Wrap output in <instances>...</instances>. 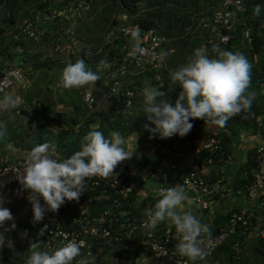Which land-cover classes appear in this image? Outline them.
Wrapping results in <instances>:
<instances>
[{"label":"trees","instance_id":"trees-1","mask_svg":"<svg viewBox=\"0 0 264 264\" xmlns=\"http://www.w3.org/2000/svg\"><path fill=\"white\" fill-rule=\"evenodd\" d=\"M54 1L55 0H0V3L4 6L3 20L5 22V25H0V76L8 70L4 69L2 63V61L5 59L7 60L8 58L17 60L16 65L18 67L29 68L32 71H47L59 66L65 68L69 63H75L77 58L84 59L88 67L94 72L98 71V67L104 68L106 64H109L113 75H111L108 84L105 85L103 82L101 83L102 86L104 85L103 89L108 96L107 107L102 111L96 112H88L85 108L87 110L86 112V110L77 105L76 101V103L72 101V107L74 110L73 114H56L55 109L57 103L54 101L52 91L45 89L47 87L44 88V83L40 85L37 80L35 88H33L31 92L26 90L24 91V96L21 94L28 107L20 108V114H17L16 111L12 110L9 119H0L1 121L7 122V133L3 137H0V155L2 156L7 154L6 148L10 144H12L17 150L29 152L38 144L49 143L54 146V151L61 154L64 159L80 150L82 138L93 128H98V130L104 132L106 136L109 133L116 131L123 137L131 133L132 125L137 129L142 130L141 126L143 123L147 122L150 125L152 123L148 120L146 121L147 117L144 111L141 112V110L139 111L135 107L136 104L134 103V99L136 93L143 89L145 82L151 84L150 81L154 84L157 83V85L154 86L165 93L169 88L167 85L168 83H166L168 82L167 78L170 79L171 70L169 67L162 69L161 71L148 67V69L140 75L138 83L131 84L129 87L124 85L125 89H129L134 93L133 105L131 107H127L124 103L125 98L123 96L111 94V86L121 76L116 70L118 64L123 60L126 54V50H124L125 40L122 37H117L113 39V41L104 44L103 39L108 31L107 27L109 26V22L105 21L102 23V20L99 18L96 29L98 30V33L103 34L99 38L94 36V38L90 40L85 39L83 44L84 49L80 46V43L76 41L79 43V48L76 50V53L71 54L69 61L53 59L52 57L43 54L42 50L39 48L44 44H53L54 47L57 45L61 46L62 43L60 44L58 42L60 40L57 39L60 35H62L63 43L72 42V40L67 39L68 36L65 35L66 28L69 27L71 19L60 15V13H62L67 6L72 5L73 2L77 1L62 0L61 4H59V9L62 8V11L54 8ZM242 1L244 3V10L238 15L235 30L230 32L231 41L228 45L219 47L222 50L223 48H227V46L233 48L244 47L243 55H245L251 63V85L248 91L254 92L256 98L253 101L249 112L241 113L240 115L229 119L223 128L216 126L220 130V139L222 141L221 147L216 151L210 152L209 150H205L203 153H207V156H209V158L213 160V163L218 166L225 163L231 154L232 150L229 146L231 136H236L242 131L252 130L254 133H258L264 138V93H258L259 90L263 89L264 85V0ZM223 2L224 0H112L111 5L113 9H123L129 16L139 15L138 18L132 22L133 25H138L141 29H153L160 34L165 35L170 40L167 45L174 41L176 44H181V42H179L180 39H187L185 43L190 45L189 51L192 53L197 47L202 46L203 43L208 40L210 34L208 31L203 30L208 37L205 41L198 37L193 38L190 33L196 28L198 20L202 15H210L219 10ZM96 3L97 1L95 4ZM52 4L54 5L53 7H51ZM256 5H260L261 8L258 16L254 15L253 11ZM30 7H33L31 12L26 11L22 14L26 8ZM43 10H49L47 13L50 15L51 19L46 17L44 20H40V17L44 16L37 13L42 12ZM37 17H39L37 22L38 30L44 32L41 35L39 42H35L33 39L24 35V25L23 27L21 25L19 35H17L15 39H11L12 44L9 45L4 43L7 33L12 31L19 20L29 19L35 21ZM48 18L49 20H45ZM75 19L77 21L75 24L77 29L81 24L83 25V17H77ZM118 22H120V20L117 16L113 17V25L117 26ZM101 24L104 25V27H102ZM105 29H107L106 32H104ZM246 30H249L253 37V43L250 45H248L247 41L244 39V31ZM77 37L79 36L77 35ZM25 39L31 41V46L33 48L32 51H24L23 46ZM73 39H76L75 35ZM79 39L81 40L82 38ZM213 45H216V41H214L213 44L208 45L209 57H215L216 55L212 51ZM35 46L37 47L35 48ZM166 46L163 49L164 52ZM11 48H14L15 50L13 51ZM102 61L106 63L102 64ZM157 75H160L165 83L156 82ZM44 78L48 79L49 75H45ZM57 85L56 88L59 89L62 94L69 91L59 88ZM180 90V86L177 83L176 91L179 93ZM163 98L165 99L166 97ZM56 116L60 117L61 120L60 130L57 131L52 128V124L58 122ZM23 117L27 118V120L21 124V118ZM190 122L194 125L188 136L190 144H187L180 153L193 149L194 141L199 137L201 130L207 124L199 119ZM147 130L148 128H145V133L142 131L141 133L149 136L150 132ZM151 138L153 139L154 137L152 136ZM179 158L180 156H174V154L169 156L172 163H179ZM259 161L260 157L256 148L249 153L248 162L240 168L233 183L235 189L245 190V188L253 182L254 174L259 166ZM20 187V184L14 186L18 193L23 195L31 194L20 191ZM32 220L33 219L24 222L26 225L25 231L28 235L37 226V223L33 224ZM220 226L221 224L211 226V230L218 231ZM248 236L249 232L244 233L243 231H239L236 235L229 237L214 254V259H221V257L224 256L223 258H225V261L228 260L230 264H240L234 262L233 257L234 255L240 254L242 251H236L234 244L239 241L243 244L244 249V246L247 244L246 240ZM254 240L255 242L253 244H255V248L264 246V241L260 239ZM38 250L45 251L43 242H39ZM261 253L263 255L264 251L261 250ZM30 254L31 252H27L24 256L19 257L13 255L12 252L9 251L7 255L4 254L2 256V259L4 264H25V260Z\"/></svg>","mask_w":264,"mask_h":264},{"label":"built area","instance_id":"built-area-1","mask_svg":"<svg viewBox=\"0 0 264 264\" xmlns=\"http://www.w3.org/2000/svg\"><path fill=\"white\" fill-rule=\"evenodd\" d=\"M76 1L67 6L60 15L68 19L80 18L88 8V3L84 0ZM243 10L242 0H224L219 10L210 15H202L197 27L208 31L210 37L205 44L196 49V55H207L208 45L213 44L214 41L218 46L228 45L231 41L230 32L235 30L238 15ZM38 20L39 17L35 21L28 20L23 27V34L35 42H39L43 34V31L38 30ZM122 20L127 21L128 17H122ZM117 26L120 36L132 39V44L125 43L126 54L116 70L121 76L126 74L130 67L155 68L160 64L159 56L162 52L164 53V47L170 42L168 37L153 29H141L138 25L119 24ZM137 28L140 30V35L138 40H134L131 33ZM244 39L248 45L253 43L249 30L244 31ZM78 45L77 42L73 44L74 51L78 49ZM136 45L144 49L142 55L137 54L139 62L137 58L129 55ZM102 80L103 78L98 81L102 82ZM28 87V80L21 69H8L0 76V96ZM78 89L81 92L84 107L87 110H93L96 104L93 88L85 86ZM110 93L123 96L127 107L133 105L134 93L125 89L120 80L117 79L113 83ZM15 98L17 104L13 110L20 114V108L25 101L21 95ZM188 136L189 134L181 138L174 135L171 138L160 139L158 142L157 162L148 169L147 177L157 182L159 194L169 187L181 186L185 190L199 192L205 199L202 205L207 208L210 203L220 202L231 193H235L258 203L260 208L258 212H230L218 231L211 230L213 242L205 248L206 256L203 260L193 262L177 252L178 240L175 228H164L161 223L155 231L148 232L142 227L146 217L133 197V187L128 172L121 167L116 169L119 173L117 178L113 176L110 179L98 177L89 179L85 184V192L78 202H66L60 207L58 213L45 214L41 233L45 251H54L64 243L75 240L81 245V255L76 257L73 264H80V262L85 264H199L213 257L228 238L239 231L249 232V235L264 241V195L260 193L264 189V138L257 147L260 161L253 182L245 190H237L232 184H227L223 180H206L196 171H185L179 163H172L169 156L181 155V150L190 144ZM221 143L220 132L213 131L204 149L210 152L216 151L220 149ZM55 158L63 159L59 153H56ZM24 161L25 155L10 153L5 156L0 155V184L6 186L19 184L17 179L23 173ZM209 226L211 228V225ZM242 246L243 244L239 241L234 244V248L238 250ZM89 253H91L90 256Z\"/></svg>","mask_w":264,"mask_h":264},{"label":"clouds","instance_id":"clouds-1","mask_svg":"<svg viewBox=\"0 0 264 264\" xmlns=\"http://www.w3.org/2000/svg\"><path fill=\"white\" fill-rule=\"evenodd\" d=\"M253 11L258 16L260 5H256ZM139 35L138 28L131 33L134 40H138ZM212 51L215 57L196 55L186 65L170 73L171 81L178 83L181 89L174 101L164 99V91L145 82L142 89L144 113L155 125L150 131L158 133L161 139L174 135L185 137L194 126L190 121L195 119L223 128L229 119L251 110L256 98L254 92L248 91L251 63L242 53L222 50L218 45H213ZM143 52L144 49L136 45L129 55L139 62L137 54L142 55ZM166 55L162 52L159 59L162 61ZM99 79L100 76L88 67L84 59L77 58L75 63L64 68L61 84L65 90L94 87ZM16 104V98L6 94L0 99V111H10ZM6 133L7 122L0 121V137ZM134 152L135 148L129 150L126 147L125 138L119 132L106 136L98 128H93L82 138L79 151L64 159L55 158L54 146L49 143L33 147L26 153L23 173L17 179L20 191L34 194L28 197L33 212L32 223L41 222L48 212L58 213L66 202H78L85 192L87 180L94 177L117 178V167L130 160ZM160 197L153 207L143 209L146 220L142 227L153 232L161 223H169L177 234V252L193 262L203 260L205 248L213 242L211 228L190 210L193 198L177 185L162 191ZM6 202L10 201L0 194V226L6 221H14L10 209L4 206ZM11 227H16L14 222ZM24 235L27 236L26 231ZM4 244L5 237L0 233V248ZM7 246L11 248L12 242L9 241ZM30 248L32 251L25 264H73L81 255V245L75 240L51 252L38 250V243H31Z\"/></svg>","mask_w":264,"mask_h":264},{"label":"rangeland","instance_id":"rangeland-1","mask_svg":"<svg viewBox=\"0 0 264 264\" xmlns=\"http://www.w3.org/2000/svg\"><path fill=\"white\" fill-rule=\"evenodd\" d=\"M86 3H88V8L83 12L82 16L83 19V25L81 24L79 28L76 29V19L73 18L71 19V23L69 24V27L66 28V32L65 35L68 36L67 39H71L72 42L71 43H63V38L62 35H60L59 37H57L58 41L60 45H57L59 47H54L53 44H44L42 46H40L39 49L42 50L43 54L48 55L50 57H52L53 59H57V60H66L69 61L71 58V54L76 53L75 48L72 47L74 43H76V41H78L80 43V46H82V48L84 49V41L85 39H92L94 38V36H97V38H99L102 34L98 33V30L96 29L98 20L101 19L102 23H104L105 21L109 22V26L108 31L106 32L107 29H105L104 32H106V35L104 36L103 42L105 43H109L111 41H113V39L117 38V37H122L119 35V33L117 32V27L116 25H113L112 21H113V17L117 16V18L120 20V22H118V24H127L130 26H135L133 25V21L135 19L138 18L139 15H128V13L126 11H124L123 9L118 8L117 9H113L111 2L112 0H84ZM97 1V3L95 4V2ZM62 0H55L53 2V4L55 5V9L62 11L61 9H59ZM72 3V2H71ZM70 3V4H71ZM74 3V2H73ZM51 5V7H53L54 5ZM57 6V7H56ZM107 8V9H105ZM31 10H33V7L30 8H26L22 14H24L26 11L31 12ZM38 12V11H37ZM49 10H43L42 12H38L37 14H42L44 17H40V20H44V18L46 17H50V15H48ZM53 15V13H52ZM3 16H4V6L0 3V25H5V22L3 20ZM122 17H128L127 21H123ZM71 18V17H70ZM69 18V19H70ZM99 18V19H98ZM27 20H19L17 22V24L14 26V28L12 29V31H9L4 39V43H7L9 45H11V39H15V37L17 35H19V29L21 27V25H23ZM45 20H49V19H45ZM97 20V21H96ZM122 20V21H121ZM117 24V25H118ZM102 25V24H101ZM71 26V27H70ZM102 27H104V25H102ZM95 29V32H94ZM18 30V31H17ZM18 33V34H17ZM44 33V32H43ZM100 34V35H99ZM192 34L193 38H200L202 40H205L206 38H208L206 36V33L201 30L200 28H194V30L190 33ZM74 35L76 36V39H73ZM77 35L79 37H77ZM79 38H82L81 40ZM125 40L126 44H132V39H125L124 37H122ZM56 39V40H57ZM209 39V38H208ZM187 41V39H180L179 42H181V44H176V42H172L169 45L166 46L165 48V52L167 53L166 57L160 62V64L158 66L155 67L156 70H162L165 69L167 67H169V69L171 70V72L174 70H178L180 67L186 65L190 58H194L196 56V49L199 48L197 47L194 52H190L189 48L190 45L186 44L185 42ZM206 41V40H205ZM57 42V41H55ZM57 42V43H58ZM178 42V41H177ZM31 41H28L27 39L24 40V51L28 52L26 50V48H29V50L32 51V46H31ZM205 44V43H203ZM37 46H35L36 48ZM71 47V48H70ZM201 47V46H200ZM79 48V45H78ZM244 47H239V48H233L231 46H227V48H223V50H229L232 52H240L243 54V49ZM11 50H15L14 48H11ZM208 50H207V55H208ZM214 54V53H213ZM213 56V55H212ZM17 60L12 59V58H8L7 60L5 59L4 61H2L4 69H10V68H16V69H21L27 80L29 81V87L23 90H13L11 92H9L8 94L13 95L14 97L17 95H25L26 90H29L30 92L33 90V88H35V85L37 83V80L39 81V84L42 85V83H44V88L51 90L52 94L54 96V98L56 97V99H54V101H57L59 98L61 97V101L63 100V98H69L70 94H72V96H75L77 105H79L82 109H84V107L81 105V99L79 98L78 92H76V90L72 89L70 91H68L67 93L62 94L61 91H59V89L56 88L57 84L61 83V78L60 76L61 73L60 71L64 69V67L59 66V67H54L53 69L44 71V70H38V77L36 74H32V70L29 68H21L18 67L16 65ZM136 68L134 67H130L129 71L131 73H133V71ZM148 68H142V69H138L137 73L142 74L144 71H146ZM152 69V70H155ZM151 70V69H149ZM59 72V73H58ZM49 75L48 79H45L44 76L45 75ZM168 83L167 85L169 86V88L167 89L166 92V98L170 101H173L176 99V97L178 96V92L176 91V84L177 83H173L171 81V77L170 79L167 78ZM152 86L157 85V83H153L152 81H150ZM156 82H161V83H165V81L160 77V75H157L156 77ZM61 85V84H60ZM156 87V86H155ZM21 92V93H20ZM258 93L263 94L264 93V88L259 90ZM4 97V96H3ZM3 97H0V99H2ZM78 98V100H77ZM70 99V98H69ZM134 103L136 104V108L137 110H141L144 111V103H143V95H142V90L139 91L138 93H136L135 95V99H134ZM57 106H62L63 102H58ZM56 105V104H55ZM23 108H27L28 105L25 103L23 106ZM13 109H11L10 111L4 112L2 111L0 114V119L1 118H8V114L12 111ZM57 110V111H56ZM64 110L63 108H57L55 109L56 114H64ZM85 110V109H84ZM92 111V110H89ZM88 111V112H89ZM4 112V113H3ZM57 121L59 122L58 125H56V123L52 124V128L54 130H59L57 127H59L61 120L60 117L56 116ZM27 120V118L23 117L21 118V124L23 122H25ZM148 119H146L147 121ZM1 121V120H0ZM155 125H150L149 123L145 122L143 123V125L141 126V131L143 133H145L144 129L148 128L147 131L150 132V130L152 128H154ZM148 171V170H147ZM0 194H3L6 199L10 202H6L4 204L5 207L9 208L13 217H14V221H6L5 224L3 226H0V233H3L4 237H5V244L3 246V248H0V264H4V261L2 259V256L5 254L7 255V253L9 251L12 252L13 255L15 256H19L22 257L24 256L27 252H31L32 249L30 248V244L31 243H41L43 241V237H41V233H42V221L37 223L36 228L27 236L24 235L25 233V229H26V225L24 222H27L31 219H33V212H32V207L31 204L28 200V197L31 198L32 195L34 194H29V195H23L18 193L14 186H6V185H1L0 184ZM42 203V201H41ZM15 223L16 227L13 229L12 223ZM11 241L12 242V247L9 248L8 242ZM255 248V244H252V242L250 244H248V246L246 247V249L240 248L239 250L236 249V251L240 252L242 251L240 254L238 255H234L233 260L236 263H240V264H264V254H259L256 251ZM264 248V246H263ZM224 256L221 257V259H214V257H210L204 261H202L199 264H215V263H220V264H230V262L227 260L225 261V258H223Z\"/></svg>","mask_w":264,"mask_h":264},{"label":"crops","instance_id":"crops-1","mask_svg":"<svg viewBox=\"0 0 264 264\" xmlns=\"http://www.w3.org/2000/svg\"><path fill=\"white\" fill-rule=\"evenodd\" d=\"M26 49L28 52L30 51L29 48ZM63 70L60 71L61 75ZM97 70L99 71H97V74L100 76V79L103 78L102 82L105 85L108 84L111 75H113L110 65L106 64L104 68L98 67ZM134 70L136 71H133V73L128 71L126 74L118 78L123 86L125 85L129 87L131 84H136L139 82L141 74L137 73V68ZM32 74H36L38 77V71H33ZM60 78L62 80V76H60ZM102 82H97L94 87L91 86L95 94L96 104L92 111L88 110L89 112L102 111L107 107L108 96L103 89L104 85L102 86ZM60 84H58L57 86L59 88H62V84ZM74 90L78 92L79 98L81 99V105L84 107L80 90L78 88ZM57 98L59 99L55 101L56 103L63 102V105L61 107L57 106L59 104L56 105L58 109H65L64 113H67L69 115L74 113L72 101L76 103L75 96H72V94H70V99L63 98L62 101L61 97L57 96ZM54 99H56V97ZM1 112L2 111H0V114ZM10 113L8 114V119L10 118ZM54 123L58 125L59 122ZM57 128L60 130V126ZM135 128L136 127L132 125L131 133L127 136H124L126 147L129 150L135 148V152L130 160L121 163L118 167H121L128 172L129 180L133 187V197L136 201V204L140 207V210L143 211V209L145 208L153 207L157 200L161 198L158 192L157 182L150 180L147 177V170L157 162L158 142L161 138L159 137L158 133L154 134L152 131H150V135L146 136L141 133L140 129ZM213 131L220 130L216 126L207 123L201 130V133L197 140L193 143V149L186 150L185 152L181 153L179 164L185 171L194 170L206 180H223L227 184L233 185L240 168L248 162L249 153L251 151H254L259 146L260 142L263 140V137L258 133H254L252 130L242 131L236 136H231L229 144L232 150L231 154L225 163H223L221 166H218L217 164L213 163V160L210 159L209 156H207V153H203V151L206 150L204 149V145L207 143L208 137ZM152 136L154 137L153 139L151 138ZM6 152L15 155H26V152L28 151L17 150L12 144H10L7 146ZM186 193L194 200V204L191 206L190 210L193 211V213L201 220L202 223L211 226L223 224L230 212H258L260 209L258 203L250 201L244 195H237L235 193H231L226 199L220 202H212L207 208H204L202 203L205 199L199 192H196L194 190H186ZM260 193L264 195V189H262ZM185 207L186 210H188V206L186 205ZM162 224L164 228H174V226L170 225L167 222ZM254 239L258 238L253 235H249L246 240L247 244L244 246V248L246 249L248 244H250L251 242L253 244L255 242ZM259 248L256 247V251L259 254H262L261 250L264 251V248L263 246H260Z\"/></svg>","mask_w":264,"mask_h":264}]
</instances>
